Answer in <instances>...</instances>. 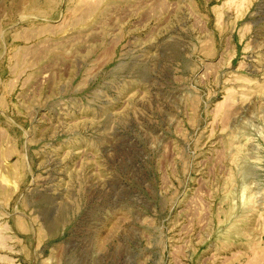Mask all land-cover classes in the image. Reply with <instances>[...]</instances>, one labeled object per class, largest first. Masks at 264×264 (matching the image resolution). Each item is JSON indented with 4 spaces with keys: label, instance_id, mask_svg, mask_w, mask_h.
I'll return each instance as SVG.
<instances>
[{
    "label": "rangeland",
    "instance_id": "1",
    "mask_svg": "<svg viewBox=\"0 0 264 264\" xmlns=\"http://www.w3.org/2000/svg\"><path fill=\"white\" fill-rule=\"evenodd\" d=\"M0 264H264V0H0Z\"/></svg>",
    "mask_w": 264,
    "mask_h": 264
}]
</instances>
